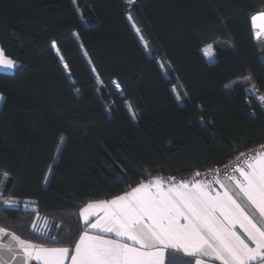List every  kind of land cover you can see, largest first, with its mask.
Here are the masks:
<instances>
[{"label":"trees","instance_id":"trees-1","mask_svg":"<svg viewBox=\"0 0 264 264\" xmlns=\"http://www.w3.org/2000/svg\"><path fill=\"white\" fill-rule=\"evenodd\" d=\"M260 12L264 0H0V47L18 62L0 70V226L67 246L31 232L33 211L2 201L34 199L62 238L88 200L263 144L264 108L247 90L264 92L250 22Z\"/></svg>","mask_w":264,"mask_h":264},{"label":"snow or ice","instance_id":"snow-or-ice-1","mask_svg":"<svg viewBox=\"0 0 264 264\" xmlns=\"http://www.w3.org/2000/svg\"><path fill=\"white\" fill-rule=\"evenodd\" d=\"M250 19L259 38L264 12ZM52 47L59 56L55 41ZM202 52L209 59L214 56L210 44ZM60 61L67 70L62 56ZM17 65L0 47V66ZM259 99L264 101V96ZM64 139L61 134L57 152ZM8 176L3 173L0 189ZM2 203L15 201L8 198ZM76 215L74 231L62 238L49 237L52 243L67 246L34 243L0 226V264H192L177 254L194 258V264H264V144L241 152L223 173L207 168L203 174L151 176L109 199L82 203ZM32 228L41 231L36 220Z\"/></svg>","mask_w":264,"mask_h":264},{"label":"built area","instance_id":"built-area-1","mask_svg":"<svg viewBox=\"0 0 264 264\" xmlns=\"http://www.w3.org/2000/svg\"><path fill=\"white\" fill-rule=\"evenodd\" d=\"M257 95H258V100H259V102H260V104L262 105V107L264 108V101H261L260 99H259V97L260 96H264V92H258L257 93ZM264 144V143H263ZM257 146H259V145H257ZM257 146H254V147H252V148H255V147H257ZM251 149V148H250ZM248 150H245V151H242V152H247ZM241 153V152H240ZM239 153V154H240ZM238 154V155H239ZM238 155H236V156H238ZM236 156L234 157V158H232L231 160H229L228 162H226L225 164H223V165H221V166H218V167H214V168H212V169H217V168H219L220 170H221V173H223V169H224V167H225V165H231L234 161H235V158H236ZM202 174L205 172V171H200ZM191 174V173H190ZM190 174H186V175H162V177H164V178H167V177H169V176H175V177H181V176H188V175H190ZM8 199V198H7ZM13 201H15V203H13V204H10V205H5V206H7V207H13V208H18V207H20L21 209H23V210H30V211H33L34 213H35V216H34V218H36V217H38V220H36V221H39V222H41L42 224H41V226H45V228H43L41 231H44V233L42 234L43 236H53V229L51 228V225H50V223L47 221V219L46 218H44V216L42 215V214H40L38 211H37V204H36V201L34 200V199H18V198H11ZM26 205H28L27 207H26ZM32 229V228H31ZM51 230H52V234H51ZM35 232H37L36 230H35Z\"/></svg>","mask_w":264,"mask_h":264},{"label":"crops","instance_id":"crops-1","mask_svg":"<svg viewBox=\"0 0 264 264\" xmlns=\"http://www.w3.org/2000/svg\"><path fill=\"white\" fill-rule=\"evenodd\" d=\"M250 22H251V19H250ZM252 26V25H251ZM253 29V28H252ZM254 32V31H253ZM264 33H262L261 35H260V37H262V35H263ZM254 37H255V40H256V42L259 44V47H262V48H264V43H261L260 42V39H262V38H257L256 37V35H255V33H254ZM206 45H209V44H206ZM211 45V44H210ZM205 46V45H204ZM203 46V47H204ZM203 47H202V49H203ZM206 58V60L208 61V62H211V61H213V59H214V56H213V58H211V59H209L208 57H205ZM0 70H3V71H12L13 69H7V68H4L3 66H0ZM247 90H248V92L249 93H251L253 96H255L256 98H258V95H257V91L255 90V87H253V84H250V85H248L247 86ZM221 179H224L225 180V182L227 183V179H226V177L225 176H223V175H221ZM111 198V197H110ZM109 199V198H108ZM241 202H243V201H241ZM4 239H6V238H4ZM46 246H49V245H46ZM49 247H56V246H49ZM177 258L178 259H187V260H191L192 261V264H194V258H187V257H183L182 256V254H177ZM20 258H18V260H19ZM70 259V258H69ZM13 264H18V261L17 262H13ZM30 264H38V262H36V261H31L30 262ZM217 264H218V262H217Z\"/></svg>","mask_w":264,"mask_h":264},{"label":"rangeland","instance_id":"rangeland-1","mask_svg":"<svg viewBox=\"0 0 264 264\" xmlns=\"http://www.w3.org/2000/svg\"><path fill=\"white\" fill-rule=\"evenodd\" d=\"M128 3H132L133 2V0H131V2H129V0H126ZM127 17H128V20H129V22H130V24L132 25V27H133V29H134V31L136 32V34H137V36H138V38H139V40L141 41V43L143 44V46L146 48V44H145V41H144V39L142 38V36H141V34L139 33V31H137V27H136V25L133 23V20L131 19V17L129 16V15H127ZM255 33V32H254ZM259 38H262V39H260V42L261 43H264V34L262 35V37H259ZM33 220H38V217H36V218H34ZM41 222H39V221H37V227L38 228H40L41 230L43 229V228H45V226H41ZM32 228V223H31V225H30V229ZM31 232H34V233H37L39 236H41L43 233H44V231H37V232H35V230L32 228L31 229ZM43 236V235H42Z\"/></svg>","mask_w":264,"mask_h":264}]
</instances>
